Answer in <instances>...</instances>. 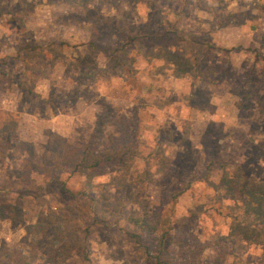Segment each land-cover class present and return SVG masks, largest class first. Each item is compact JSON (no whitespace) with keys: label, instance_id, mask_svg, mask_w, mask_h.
Returning <instances> with one entry per match:
<instances>
[{"label":"rangeland","instance_id":"obj_1","mask_svg":"<svg viewBox=\"0 0 264 264\" xmlns=\"http://www.w3.org/2000/svg\"><path fill=\"white\" fill-rule=\"evenodd\" d=\"M9 252L264 264V0H0Z\"/></svg>","mask_w":264,"mask_h":264},{"label":"trees","instance_id":"obj_2","mask_svg":"<svg viewBox=\"0 0 264 264\" xmlns=\"http://www.w3.org/2000/svg\"><path fill=\"white\" fill-rule=\"evenodd\" d=\"M82 154L83 155L81 157L80 164L83 167L89 168L91 170H95L104 163L114 160L118 157V154L112 150L92 152L87 149V151H83ZM129 219L134 224L140 226L148 232L155 231L157 229L156 222L150 221L145 214L139 217L130 216ZM9 255L11 256L12 261H14V264H17V262H21V264H30L32 261V256H24L16 252H9Z\"/></svg>","mask_w":264,"mask_h":264}]
</instances>
